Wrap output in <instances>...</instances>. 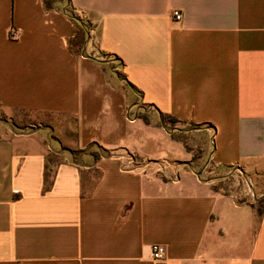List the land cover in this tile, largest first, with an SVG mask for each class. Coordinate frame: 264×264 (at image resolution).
I'll list each match as a JSON object with an SVG mask.
<instances>
[{
    "label": "crops",
    "instance_id": "0c3cea01",
    "mask_svg": "<svg viewBox=\"0 0 264 264\" xmlns=\"http://www.w3.org/2000/svg\"><path fill=\"white\" fill-rule=\"evenodd\" d=\"M70 3L87 26L79 53L68 17L40 0H0V109L88 126L102 94V137L123 121L144 148L77 156L6 128L0 264H264V214L250 205L264 193L222 187L238 176L264 192V0ZM107 68L118 84L98 92ZM158 144L183 160L144 163ZM152 244L164 246L161 262Z\"/></svg>",
    "mask_w": 264,
    "mask_h": 264
},
{
    "label": "rangeland",
    "instance_id": "374dc122",
    "mask_svg": "<svg viewBox=\"0 0 264 264\" xmlns=\"http://www.w3.org/2000/svg\"><path fill=\"white\" fill-rule=\"evenodd\" d=\"M109 70L113 72L112 68H109ZM107 72L108 68L105 75L100 74V76H98L97 81H99L100 84L98 86V92L104 91L106 88L109 89L110 86H117L118 84L117 79ZM123 88L127 92L126 97L128 100L125 107L123 106L124 108H122V120L123 118L131 119L134 117V110L128 108L130 106L129 100L131 99V93L124 86ZM109 109V104L105 101L104 95H97V98L93 103V116H90V119L92 120L88 126V121L83 120L82 117L78 120H73L71 118L38 116L37 114L30 112L0 109V134L4 133L6 128L12 129L15 132H32L34 136L41 137L44 141L47 140V145L51 146L53 149L73 150L76 151L77 156H79L80 151L97 155L101 152L110 150L123 151L125 153L127 150H130L129 147H135L137 149L143 147L144 144L139 142L138 138H136L135 132L133 130H128L127 124L125 122L123 123V121H120L118 128L111 132H106L104 134L105 138L102 137V130L101 128L95 127L94 121H98L97 117L100 119L106 117L109 113ZM165 122L166 123L163 127L166 129L172 127V121L166 119ZM92 137L99 140L102 138L104 141H100L99 146H96V144L90 143ZM185 142L193 146L198 145L197 139H191L189 137L185 138ZM155 150L157 152L154 154V158L144 159V163L147 161H155V163L175 166L178 162L183 160V149L181 153H176L175 151H171L170 147L158 144L155 147ZM140 154L141 153H139V155ZM203 176L206 178L208 177V175L205 174H203ZM223 182H225V185L222 186L224 189L228 191H245L247 192L245 197L248 199L257 197L259 193H264L261 191H253L251 183H249L246 178L241 179L240 177L235 176V178H230ZM247 187L249 188L247 189Z\"/></svg>",
    "mask_w": 264,
    "mask_h": 264
},
{
    "label": "trees",
    "instance_id": "16d2710c",
    "mask_svg": "<svg viewBox=\"0 0 264 264\" xmlns=\"http://www.w3.org/2000/svg\"><path fill=\"white\" fill-rule=\"evenodd\" d=\"M42 7L45 11H54L58 12L62 15H65L70 19V21L74 24L75 29H74V34L69 40V46L72 51L74 52H81V50L84 47V44L86 42V37H87V26L83 23V21L71 15V11L73 9L70 0H40ZM170 121L173 122V120L170 118ZM47 144V140L45 141ZM50 151L57 150L56 148H52L49 146ZM66 150V149H62ZM251 207L255 208L256 212L258 215L264 214V199L259 200L256 203L250 204Z\"/></svg>",
    "mask_w": 264,
    "mask_h": 264
},
{
    "label": "built area",
    "instance_id": "2783aa9c",
    "mask_svg": "<svg viewBox=\"0 0 264 264\" xmlns=\"http://www.w3.org/2000/svg\"><path fill=\"white\" fill-rule=\"evenodd\" d=\"M172 17L175 21H179L181 19V15L179 12H173ZM17 33L14 30H10L9 37L12 39H15L17 37ZM165 248L162 245L159 244H152L150 246V254L152 260L156 262H161L164 258Z\"/></svg>",
    "mask_w": 264,
    "mask_h": 264
},
{
    "label": "water",
    "instance_id": "95a60500",
    "mask_svg": "<svg viewBox=\"0 0 264 264\" xmlns=\"http://www.w3.org/2000/svg\"><path fill=\"white\" fill-rule=\"evenodd\" d=\"M253 200H254V201H257V198H254Z\"/></svg>",
    "mask_w": 264,
    "mask_h": 264
}]
</instances>
